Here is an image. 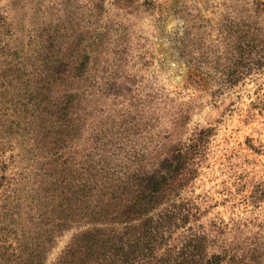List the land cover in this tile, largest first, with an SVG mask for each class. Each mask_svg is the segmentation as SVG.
<instances>
[{"label":"trees","instance_id":"trees-1","mask_svg":"<svg viewBox=\"0 0 264 264\" xmlns=\"http://www.w3.org/2000/svg\"><path fill=\"white\" fill-rule=\"evenodd\" d=\"M109 2L157 7L155 0ZM251 4L248 10L224 1L214 20L203 16L211 0H174L171 10L182 22L175 49L198 73L189 75L190 85L234 86L248 73L218 68L264 55V1ZM41 10L31 55H8L0 46V154L14 144L9 162L27 170L1 196L0 264H47L70 230L50 264H264L262 234L226 237L232 228L220 219L202 222L206 211L183 195L198 174L210 129L182 139L189 117L180 113L161 129L146 100L108 86L107 68L95 73L110 43L109 26L99 27L105 0H59ZM7 25L0 16V28ZM263 63L259 57L252 69ZM118 98L127 105L107 103Z\"/></svg>","mask_w":264,"mask_h":264},{"label":"rangeland","instance_id":"rangeland-1","mask_svg":"<svg viewBox=\"0 0 264 264\" xmlns=\"http://www.w3.org/2000/svg\"><path fill=\"white\" fill-rule=\"evenodd\" d=\"M72 1L86 4L91 0ZM155 1L156 9L144 11L119 9L105 0L99 27L109 26L110 43L106 42L105 54L98 55L95 73L99 76L102 68H107L112 74L108 86L127 88L132 96L146 100V107L158 111L161 129L170 128L167 120L179 113L189 117L182 139L210 129L198 174L183 195L206 211L202 222L220 219L232 228L226 237L234 232L240 238L254 234L264 237V66L256 70L251 64L264 55H246L241 64L218 68L248 73L234 86L220 89L207 80L201 87L190 85L189 75L198 73L188 68L175 49L182 22L171 10L174 0ZM224 1L211 0L213 7L203 16L220 19V3ZM237 1L250 10L255 0ZM56 2L59 0H0V16L9 23L0 28V46L7 45L8 55H31L35 12ZM260 17L264 23V13ZM116 40L121 46L112 43ZM111 100L107 103L114 102L110 107L116 109L127 105L121 98ZM155 130L150 129V133ZM16 154L14 144L0 154V201L7 187L14 186L13 180L27 171L22 168L24 164L17 165V160L9 162V157ZM73 233L70 230L57 239L47 264L54 261Z\"/></svg>","mask_w":264,"mask_h":264}]
</instances>
